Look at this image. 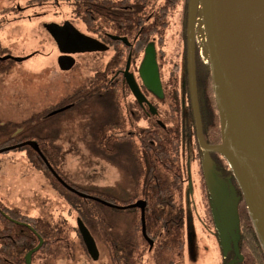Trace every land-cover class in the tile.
I'll return each instance as SVG.
<instances>
[{"label": "flooded vegetation", "instance_id": "1", "mask_svg": "<svg viewBox=\"0 0 264 264\" xmlns=\"http://www.w3.org/2000/svg\"><path fill=\"white\" fill-rule=\"evenodd\" d=\"M113 1L110 9L116 12L122 11L127 6L124 4V0ZM90 3L91 1L88 0H26L23 3L20 0H7V5H0V26L13 20L18 21L25 18L29 22L37 23L35 28L39 30L38 34L41 35L37 38L41 39L39 42L46 41L54 45L53 54L56 56L57 66L61 72L63 71L59 66V59L61 57L74 59L75 66L78 58L82 55H103L105 52L112 50L111 55L103 63V66L95 68L92 73V79L86 87H96L97 84L103 83L102 85H105V90L116 92L118 97L117 111H122L123 104L121 100L125 99L127 120L130 125L129 129H132V125L137 122H135V119L141 118L140 114H143L147 118V125L144 128L146 132L161 129L167 132L170 137H179V156L182 170L181 195L184 221L183 247L181 251L167 255L149 237L153 241V245L151 246L143 237L142 230L140 232L135 231L131 226L129 230H116L114 224L110 223L111 221L106 216L98 215L94 209L89 210L86 214L81 212L80 217L74 218L75 223L71 225L69 222L70 219L58 217L46 218L43 206H40L37 202L40 193L38 188L42 187L44 181L48 180L51 189L54 191L56 188V182L54 181H59L48 167H46L47 169L45 171L43 164L37 161L35 164L31 163L30 166H26L25 168L19 167L17 164L19 168L24 169L23 171L17 172L19 175L16 174L13 176L11 171L8 174H2L7 173L3 169L8 165L6 161L13 160V157L1 158L3 155L10 153L5 152L0 154V264H28L26 259L24 262H20L18 259L12 258L10 254L11 246L5 245L6 240L12 236L11 229L33 234L40 239L44 226L51 233L54 230L63 228L64 234L60 237V243L78 242L77 246L79 250L73 244H68L66 248L59 246L58 243L53 244L38 256L34 257L33 254L31 264H199V262L192 260V256L187 257L185 253L186 245L194 243L193 234L187 233L185 227L186 212L184 194L189 186L186 181V165L183 164L182 156L183 151L187 148V144L193 150L192 152L195 153L194 159L199 160L202 164H204V159L205 162L206 160L211 161L214 165L216 176L228 185L234 187L238 197L237 202L242 198L239 197L241 191L226 157L209 150L221 144L222 135L218 118V108L214 97L211 65L202 14L199 11L195 21L189 22L188 4L187 7H185V4H182L179 12L177 9L173 11V13L176 12L179 14L180 17L177 23L178 28L174 30L175 35H178V39L175 41L176 43L174 42L172 50L170 52L166 50L167 42L165 39L163 48H160L159 45L157 46L156 41L153 39L145 48L142 56L139 57L136 55L135 59H133V52L137 49L136 38L130 39L123 35L122 30L116 28L115 23L108 19L107 14L109 9L106 1H103V5H100L102 6L100 17L92 20V15H87V13L91 12ZM63 8H70V15L65 14V9ZM24 13L28 14L24 15ZM50 16H52V19H48ZM167 28L168 26L165 28L164 33ZM123 39H127V43ZM86 40L89 41L91 48L99 47L105 49L79 51L85 47L83 45ZM61 48L69 49L70 53L63 52ZM151 48L155 50V60L163 89L162 98L148 90L140 77L146 50ZM124 54L127 55V61L124 66H117L112 62L115 58L116 60L122 58ZM40 55L39 51H34L24 57H30L28 60H31ZM5 56H10L9 51L7 48L2 47L0 41V58ZM130 56L131 61L128 73L134 75L150 105L147 102L140 104L126 81L125 72ZM7 61L14 60L9 59ZM7 61L0 60V69H3L1 72L5 71V63ZM192 73L194 84L191 82ZM166 76L168 79H166ZM192 87L194 88V93L192 92ZM128 97L130 100H128ZM173 101L175 103L174 105ZM104 103L113 112L112 105L106 101ZM196 105L198 106L199 119L196 118ZM66 106L72 105L69 104ZM151 106L155 109L154 114L150 111ZM160 108H167V112H163V115H161ZM161 117H163L164 121L161 120ZM18 124L21 125L23 122ZM41 127H36L32 131V137L26 139L24 142L35 141L41 149L42 143L38 136ZM23 131L25 129L21 127L15 134L18 135ZM127 131L126 136L129 137V142L123 143L121 148L125 144L129 145L130 152H127L129 153L128 158L131 166L138 170L139 152H134V144H137L131 136L134 131L128 129ZM135 138L137 137L135 136ZM20 144L7 145L1 147L0 150ZM20 150L25 151L27 154L29 152H36L31 147H23ZM41 151L44 152L42 149ZM39 158L43 160L41 156ZM130 158L133 159V164ZM13 161L17 162L16 160ZM54 169L56 170L55 167ZM23 179L26 181H23ZM203 180H205L204 176ZM27 183H29L30 188L27 187ZM136 184L135 196L133 195L128 200H133L136 197L137 181ZM71 186L89 196L101 199L96 194L91 195L88 192L78 189L74 185ZM28 189H31V191H28ZM138 201L145 200L144 198H137L132 204ZM237 204L239 205V202ZM242 205L243 203H241ZM133 210H139L141 214L140 209ZM79 220L85 225L95 241L98 250L97 260L92 258L86 248L79 230ZM238 228L240 231V227ZM140 236L146 244L141 243ZM41 241L43 240L41 239L39 242L41 243ZM243 247L244 245L240 241L239 249H233L226 258H223L220 264H246ZM84 256L85 258L80 260ZM165 257H168L169 260H166Z\"/></svg>", "mask_w": 264, "mask_h": 264}, {"label": "rangeland", "instance_id": "2", "mask_svg": "<svg viewBox=\"0 0 264 264\" xmlns=\"http://www.w3.org/2000/svg\"><path fill=\"white\" fill-rule=\"evenodd\" d=\"M20 1L23 3L26 0ZM2 4L7 5V0H0V5ZM181 8L182 5L177 11L179 12ZM63 9L65 14L70 15V8ZM51 17L48 19H52ZM179 17L176 12L171 13L168 18V28L163 34L167 42L166 50L169 52L178 39L174 30L178 28ZM36 24L25 18L0 26L1 45L7 48L10 56L24 57L34 51H39L41 54L20 63L14 61L5 63V71L0 73V134L3 132L9 134L13 125H18L34 115L45 113L51 116L54 112L67 107L61 105L63 100L88 86L95 68L102 67L112 53L110 50L103 55H82L71 70L61 72L53 54L54 45L51 42H39L41 39L37 37L41 35L35 28ZM121 102L126 118V131L127 129L134 131L131 136L138 144L137 134L144 130L147 118L140 114L141 118L135 119L137 122L132 125V129H129L125 99ZM160 110L161 115L167 112V108ZM112 111H115L114 108ZM113 112L102 102H82L75 108L71 107L55 115L50 122L41 127L38 136L46 139L43 143L50 151L48 154L55 159V168L67 183L91 195L101 192L113 196L122 204L135 196L137 185V168L131 166L128 158L129 145H123L119 153L113 156L106 155L94 146L96 128L109 120L114 115ZM161 118L164 121L163 117ZM7 137H11V134ZM49 137L50 139H47ZM7 141V138L0 137V144ZM20 149L8 151L9 154L1 157H13V160L17 161L12 159L6 161L8 165L3 169L7 173L2 174L11 171L13 176L19 175L17 172L23 171V168L33 163L31 153L27 154ZM192 151L187 144L182 156L189 186L184 194L185 227L186 232L194 236V243L186 245L185 253L187 257L192 256V260L199 264H220L233 249H239L240 231L234 220L235 207L232 206L233 204L237 206L238 197L234 187L220 179L223 182L219 180L220 183L227 188L228 194L224 201H219L211 187V180L212 182L217 180L214 165L210 163L208 172L205 159L204 164L200 163L199 160L194 159L195 153ZM130 159L133 164V159ZM17 164L23 168H19ZM27 187L30 188L29 183ZM39 190L37 202L43 206L46 218L70 219L71 225L75 223L74 218L80 217L81 212L86 214L89 210L97 208L98 215L106 216L116 230L130 229L133 214H129L128 211L131 210H118L102 204L101 206L94 200H86L74 193L69 197L65 196L57 186L53 191L48 180L44 181ZM77 243L59 241L58 245L66 248L68 244H73L79 250ZM84 258L85 256L80 260Z\"/></svg>", "mask_w": 264, "mask_h": 264}, {"label": "water", "instance_id": "3", "mask_svg": "<svg viewBox=\"0 0 264 264\" xmlns=\"http://www.w3.org/2000/svg\"><path fill=\"white\" fill-rule=\"evenodd\" d=\"M199 11L204 20L222 135V143L209 150L224 155L231 165L244 192L251 220L264 248V0H188L189 22L195 21ZM123 41L127 43V39H123ZM89 45V41L86 40L83 45L85 47L79 51L105 49L91 48ZM87 46L89 47L87 48ZM62 51L70 53L69 49H62ZM154 52V48L146 50L140 77L148 90L162 98V83ZM29 58L5 56L0 60L12 59L20 63ZM67 58L59 59V66L63 71L71 70L75 64L74 59L68 58L67 60ZM130 61L131 56L125 72L126 81L139 103H148L134 75L128 73ZM191 82L194 84L193 73ZM192 92L194 93L193 87ZM70 108L71 106L64 107L51 116ZM154 110V107L151 106V113L154 114ZM195 113L196 118L199 119L197 105ZM26 146L31 147L43 158L49 170L64 188L79 197L86 200L91 199L106 207L118 210L140 209L143 237L151 246L153 245L146 229L145 201L118 206L76 190L53 169L39 144L35 141H27L2 149L0 154ZM210 163L211 161L208 160L205 162L208 172ZM220 179L217 177L215 182L211 180V187L216 198L219 201H224L228 193L227 188L220 183L222 180ZM232 206L235 207L234 220L238 225L237 206L236 204ZM78 226L89 254L94 260H97L98 250L94 239L80 220ZM42 244L43 241L37 248L29 252L26 257L28 264H31L33 253Z\"/></svg>", "mask_w": 264, "mask_h": 264}, {"label": "trees", "instance_id": "4", "mask_svg": "<svg viewBox=\"0 0 264 264\" xmlns=\"http://www.w3.org/2000/svg\"><path fill=\"white\" fill-rule=\"evenodd\" d=\"M88 1H91V12L87 13V15L90 16L91 14L92 20L100 17L102 11V6L100 5H103V1H106L109 9L107 14L108 19L115 23L116 28L122 30L123 35L130 39L136 38L137 49L133 52V59H135L136 55L139 57L142 56L145 48L153 39L160 48H163L165 39L163 34L165 28L169 25V16L182 4H185V7H187L186 1L188 0H124V4L127 6L120 12L110 9L114 2L113 0ZM126 61L127 55L124 54L122 58L117 60L115 58L112 62L117 66H124ZM2 70L3 69H0V72ZM102 84L103 83L97 84L96 87L81 88L72 96L63 100L61 105L66 106L70 104L72 108H75L82 102L98 101L104 104V101H106L110 103L115 109L114 115L96 128L94 146L106 155L113 156L119 152L123 143L129 142V137L125 134L126 118L123 111H117L118 97L116 92L105 90V85ZM174 104L173 101V105ZM176 109L178 110L177 107ZM52 118H54V116L51 117L49 114L46 115L42 113L32 116L21 125H13L12 131L9 133L11 137H7L9 134L6 132L0 134L1 138L8 139L7 142L0 144V148L7 145L22 143L26 139L31 138L32 131L36 127L46 125ZM21 127H23L25 131L16 135V131ZM145 130L137 134L139 137L137 139L138 144H134V152H139V166L136 174L138 187L135 198H144L147 202L145 220L148 236L163 253L165 252L167 255H172L181 251L183 247L184 221L181 195L182 170L179 156L180 141L179 137H170L167 132L161 129L152 132H146ZM47 139H50V137ZM44 140L46 139L40 138V142L42 143L41 149L44 150V154L49 163L55 167L56 161L48 154L47 151L49 150L46 145H44ZM131 149H133V147H131ZM30 153L33 163L35 164L36 161L42 163L46 171L47 166L45 162L39 158L40 156L36 152ZM229 167L241 191L239 197L242 198L238 201L237 213L239 217L238 227H240V241L242 245H244L243 253L245 255V263L257 264V262H259V264H264V248L251 220L244 192L230 164ZM54 182H56V186L65 196H71V193L59 182L56 180ZM96 195L102 200L118 206H127L135 201V199L127 200L120 204L113 196L104 193ZM241 203H243L242 206ZM96 204L101 205L98 202H96ZM94 211L98 214L97 208H95ZM128 213L133 214L131 218L132 229L140 232L142 230L140 211L132 209L128 211ZM11 233L12 236L6 240L5 245L11 246L10 254L12 258L24 262L29 252L40 245L39 241L41 239L44 243L33 253L34 257L45 252L47 247L59 243L61 240L60 237L64 234V230L60 228L51 233L50 230H47L44 226L40 239L33 234L15 231L14 229H11ZM140 240L142 244H146L141 236ZM165 259L169 260L168 257H165Z\"/></svg>", "mask_w": 264, "mask_h": 264}]
</instances>
